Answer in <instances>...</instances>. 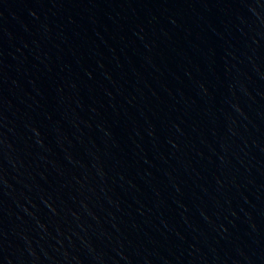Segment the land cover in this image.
Segmentation results:
<instances>
[{"label":"water","instance_id":"1","mask_svg":"<svg viewBox=\"0 0 264 264\" xmlns=\"http://www.w3.org/2000/svg\"><path fill=\"white\" fill-rule=\"evenodd\" d=\"M0 264H264V0H0Z\"/></svg>","mask_w":264,"mask_h":264}]
</instances>
